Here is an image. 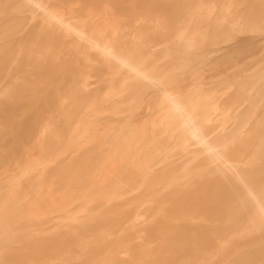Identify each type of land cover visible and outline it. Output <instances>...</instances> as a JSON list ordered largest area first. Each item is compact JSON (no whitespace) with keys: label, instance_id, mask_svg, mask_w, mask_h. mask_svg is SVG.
<instances>
[{"label":"bare ground","instance_id":"bare-ground-1","mask_svg":"<svg viewBox=\"0 0 264 264\" xmlns=\"http://www.w3.org/2000/svg\"><path fill=\"white\" fill-rule=\"evenodd\" d=\"M14 24L22 26L9 30ZM216 34L221 35L217 43L204 45ZM6 55L0 64L1 71L6 68L0 79V116L8 114L6 124L0 123V264H93L100 248L89 247L90 236L113 229L119 212L91 219H84V213L91 217L95 209L111 210L110 202L127 194L122 183L136 180L124 178L133 169H121L122 162L148 164L138 158L151 147V155H179L188 143L206 159H223L212 160L207 169H200L202 164L182 169L183 160L173 168L167 163L151 167L152 182L191 185L154 192L142 188L136 195L157 199L170 190L181 193L187 199L183 205L204 217L190 218L188 224L177 217L181 223L166 225L140 216L134 225L126 222L131 233L124 235L123 225L120 235L161 238L174 247L154 251L162 257L141 250L139 258H113V252L112 259L106 258L142 264H264V0H0V60ZM214 79L223 83L214 87L222 91L208 97L204 90ZM152 98L157 106H150ZM230 99H246L250 105L226 132L224 113L238 109L224 104ZM186 100L184 108L169 106ZM28 110L36 116L16 120ZM140 117L147 120L140 122ZM58 118L66 122L64 128L60 124V138ZM154 126L169 133L168 127L175 135L172 146L163 148L165 140L160 147L149 142L159 138L149 134ZM74 161L89 173L80 180L98 184L96 196L103 202L95 207L72 200L76 208H60L76 193ZM171 171L175 175L166 180ZM247 179L254 180L251 186ZM161 204L167 202H145L148 209ZM60 213L81 214L68 219ZM140 230L147 234L132 232ZM196 231L205 236L200 238L204 243L197 242ZM184 254L196 256L184 263Z\"/></svg>","mask_w":264,"mask_h":264},{"label":"rangeland","instance_id":"rangeland-1","mask_svg":"<svg viewBox=\"0 0 264 264\" xmlns=\"http://www.w3.org/2000/svg\"><path fill=\"white\" fill-rule=\"evenodd\" d=\"M13 26H14V28H15V30H16V28H17V26L20 28V26H22V25H17V24H14V25H12L11 27H9V30H11L12 28H13ZM11 28V29H10ZM13 28V29H14ZM216 36H218V37H216ZM220 34H216L215 35V37L214 38H212V37H210V39H209V37H208V42L207 43H204V45H210V44H215V43H217V41L219 40L218 38H220ZM214 39V41H212ZM216 39V40H215ZM12 40H13V42H15L16 43V39H15V37H13L12 38ZM211 42V43H210ZM6 57H8L7 55L6 56H3V59H1L0 60V64L1 63H4V62H6ZM135 58H136V56H134ZM135 58H133L132 60L134 61L135 60ZM5 59V60H4ZM5 68V67H4ZM6 68H5V70L4 69H2V71L0 70V79H3V77H5V75H6ZM243 72H244V69H243ZM242 72V73H243ZM246 72H244L243 74H245ZM246 75H247V73H246ZM214 83L213 84H211V86H208V87H204L205 88V92H206V96H211V95H216L215 93L217 92V95H220V93L219 92H221L220 91V89L218 90L217 88H214V87H218L219 88V86H221V84H223V83H221V82H218V79H214V80H212ZM216 81V82H215ZM264 81H262V83H263ZM214 85V86H213ZM213 86V87H212ZM211 87L214 89H211ZM221 88V87H220ZM217 89V90H216ZM207 90H209V92L207 91ZM226 90H229V89H226ZM219 93V94H218ZM250 97V93H249V96L247 97V98H249ZM240 98L242 99V96L240 95ZM241 99H238L237 101L239 102V103H237V101L235 100L234 101V103H233V100L232 99H230L228 102L227 101H225L226 103H224V104H227V105H236V107L238 108V109H231V112H225L224 113V116L225 117H222L223 118V120H226V121H224L223 123V126L222 127H226V129H225V131L226 132H228L229 130H231V129H234L236 126H237V122L236 121H233V120H236L237 119V117H239L240 116V114H242V113H244L245 112V110L248 108V106L250 105V101L249 100H247V101H241ZM231 100H232V102H231ZM240 100V101H239ZM156 100L154 99V98H152L151 99V101H150V106H157V102H155ZM215 101H213L212 103H210V104H213ZM218 103V102H217ZM232 103V104H231ZM160 105L162 104V103H159ZM174 106H173V105ZM185 104V105H184ZM187 104H189V102L186 100V101H177V102H175V101H173L172 103H170L169 104V106L171 107V106H173L174 108H176V109H181V108H184V107H186L187 106ZM184 107H183V106ZM235 105L233 106V108H236L235 107ZM241 105V106H240ZM178 107V108H177ZM43 109V108H42ZM41 109V110H42ZM44 109H47V108H44ZM43 109V110H44ZM187 109V108H186ZM40 110V111H41ZM35 110H28L27 112L26 111H22V113H20L21 115H17V117H19V119L17 118L16 120H20V118L21 119H23V117H25L24 115L26 114V117H32V114H35V116H36V112H34ZM44 111H46V110H44ZM227 113V114H226ZM229 113V114H228ZM15 114H16V112H15ZM23 114V115H22ZM235 114H236V116H235ZM30 115V116H29ZM231 115V116H230ZM235 116V117H234ZM2 117H4V118H2ZM7 117V118H6ZM228 117V118H227ZM0 123H5L6 124V122L8 121V114L7 113H4V114H1V116H0ZM57 118V117H56ZM222 118H221V122H222ZM226 118V119H225ZM140 119H141V121H143V120H147V119H144V118H139V121H140ZM158 120V118H148V120H151V121H153V120ZM58 120L60 121V122H58ZM58 120H56L57 122H58V125H60L61 124V122L63 123V124H61L62 125V127L64 128L65 126H64V122H63V120H60L59 118H58ZM6 121V122H5ZM137 121H138V118H137ZM140 121V122H141ZM232 121H233V123H232ZM66 123V122H65ZM8 124H9V122H8ZM229 124H231V125H229ZM61 125L59 126L60 128H58L59 129V135H58V138H60V136L62 137V131H63V128L61 127ZM227 125H229V126H227ZM32 126V128L34 127V125H31ZM31 126H29V128H31ZM151 126V125H150ZM229 127V128H228ZM28 128V127H27ZM31 128V129H32ZM62 128V130L60 131V129ZM157 132V133H155V131ZM164 129H166L167 131H169V133L168 132H165V131H158L157 130V127L156 126H154V127H152V130L150 131L151 133H149L150 135H152L153 136V134H154V137H156V138H158V139H156V142L153 140V141H149V142H152V144L153 143H156L157 145H159V147H160V144H162L163 142L162 141H164L165 140V144L163 143L161 146L164 148H168L173 142V140H174V138L173 137H175V135L173 134V133H171V131L168 129V127L166 126V127H164ZM171 133V134H170ZM169 134V135H168ZM173 134V135H172ZM156 135V136H155ZM159 135V136H158ZM164 135V136H163ZM168 135V136H167ZM162 136V137H161ZM165 136H167V138L166 139H164V137ZM230 136V135H229ZM161 137V138H160ZM169 137V138H168ZM173 138V139H172ZM159 140V141H158ZM167 140H169V141H167ZM171 141V142H170ZM159 142H162V143H159ZM168 144H167V143ZM145 143V142H144ZM146 143H148V142H146ZM164 145H166V146H168V147H166V146H164ZM172 146V145H171ZM161 147V148H162ZM194 147H192V145L191 144H189L188 143V147L184 150V151H182V153L181 152H179V155H178V152H174L175 153V155H174V153H172V154H170V152H168V153H165V152H161V153H156V155L153 153L152 155L149 153V151H151V149H152V147L150 148V150H148L146 153H144L145 155H146V157L148 158H146L144 155H142V157L143 158H141V155H139V157H140V159L138 158V160L139 161H142V159H144V160H148V164L146 163V164H140V165H129V166H127L126 165V163L124 162H122V164H121V166H122V168L121 169H126L127 171H130L131 169H133L131 172H130V175H129V173H124V178L126 179H128V178H131V179H133V178H135V180L136 181H134L133 183H127L128 185H126L125 186V183H122V186H124L125 188H124V191L127 193L124 197H121V198H119V199H117V200H113V201H111L110 202V209L112 210H109L108 209V211H103V209L102 208H99V209H95L94 211H91V217H90V213L88 214V212H86V213H84V215H85V217H84V219H91V218H98V217H108L107 216V214H109V217H112L111 215L113 214V216H116L115 214H117L118 212H119V214L116 216V217H113V218H117L118 217V223L117 222H115V224H114V222L112 223V224H114V228L113 229H110L111 227H109V229H104V230H99V231H95V232H93V235L92 236H90L91 237V241L93 242V241H95V242H90L91 244H89V247L90 248H93V249H95V248H100L99 250V254L100 255H104L105 254V256H102V259H101V256L97 253L96 255H98V256H93V261L95 262H93V264H96L97 262H99L100 264H102V263H104V264H106V262L110 259V256H111V259H112V256H113V253H114V257L113 258H115V257H128V258H139L140 256H141V254L139 255V253H140V251L141 250H148V251H150L151 252V255L153 254V256L154 257H162V256H164V253H155L154 254V251L156 252V251H167V250H170V249H172L174 246L173 245H167V243H165L161 238H148L147 236L146 237H137V238H133V239H129V238H127L126 239V237L125 236H123V235H120L121 233V231H122V229H124V226L123 225H125V229L123 230V231H125L124 232V235L126 234V233H128V232H130L129 230H127L126 231V229L128 228V223H132V225H134V224H136V222L138 223V221H140L139 219H142L144 216V218L143 219H149L150 218V216H151V220H155L156 222H157V224H159V223H161V224H166V225H171V224H173V222H174V224H176V223H178L179 221V219L181 220V222L182 223H184V224H188V223H191L194 219H196V217L197 218H203L204 216H203V213L202 212H198L197 211V214L196 213H192L190 210L192 209L191 207H185L186 205L184 204L183 205V203H185L184 201L185 200H187L186 199V197H185V195L184 194H179V193H176V192H172L171 190L169 191V192H171V194H173V195H175V197H173V195H169L170 193L169 192H167V193H164L163 195H161V196H157V199L156 198H146V197H144V196H137L138 195V193H140V192H142V188H144V190L143 191H146V192H151V191H159V190H161V188H167V187H177L178 186V188H183V187H189V185H191V184H189V183H187V184H185V183H183L182 182V184H181V182H179V183H171V182H166V181H160V182H157V181H151V180H149V179H152L153 178V176H154V174H153V172L151 171V167L152 168H154V166H155V169H157L158 167L160 168H162V166L165 164V163H167V164H169L172 168L173 167H175L176 166V164H179V162H180V164H182L183 162L185 163V164H183V166H179V167H183L182 169H186V168H190V166H192L193 168L194 167H200L201 166V164H202V167H200V169H207V168H211L212 167V165H214L213 163H215L214 161H216V160H221V159H223V157H216L215 158V156H213V157H210V158H207L208 160L210 159V162L208 163L207 162V159H206V157H203L204 155L203 154H201V153H203V152H201L200 150H195V149H193ZM177 153V154H176ZM148 154V155H147ZM170 154V155H169ZM194 154H200V155H198V156H196V157H192ZM149 155H151V157L149 156ZM191 156V157H190ZM138 157V156H137ZM171 157V158H170ZM188 157H190V158H188ZM168 158V159H167ZM186 158V159H185ZM205 158V159H204ZM221 158V159H220ZM225 158V157H224ZM187 159H189L188 161H187ZM204 159V160H203ZM182 160H183V162H182ZM212 160H213V163H212ZM196 161V162H195ZM79 162V161H78ZM205 164H204V163ZM208 164H207V163ZM195 163V164H194ZM198 163V164H197ZM200 163V164H199ZM207 164V165H206ZM75 165V166H74ZM174 165V166H173ZM198 165V166H197ZM72 166H74V170H72L73 172H75V173H73V175L72 176H76V175H74V174H77V176L74 178V180H76L77 181V183H76V186L75 187H77L76 188V190H74L76 193H74L75 195H73V196H71V198L68 200V203H65V204H62V205H60V208L61 209H65V210H70V209H73V207H77L75 204H70L71 202H72V200H74V201H76V202H82V201H84V202H88V203H92V204H89V205H87V207H89V206H93V207H95L96 206V204L97 203H101V202H103L101 199H99L97 196H96V194H97V191H98V184H95V183H93L92 181H83V180H80V179H82V178H84V177H87L88 175H89V173L86 171V173H85V171L84 170H82L81 171V169L82 168H80V167H76V164H75V161L73 162V164H72ZM97 166H99V165H97ZM209 166H211V167H209ZM77 170V171H76ZM78 170H79V172H78ZM79 174H80V176H79ZM82 174V175H81ZM153 174V175H152ZM149 175H152V176H150L149 177ZM165 176L163 177L164 178V180H165V178H166V176H167V174H164ZM171 175V178L175 175L174 174V171H171L170 173H169V175L167 176V179L166 180H168V178H169V176ZM81 177V178H80ZM145 179V180H144ZM144 180V181H143ZM148 180V181H147ZM221 180V179H220ZM220 180H218V181H215V182H220ZM247 180H248V182H250V183H248L247 182ZM247 180H245V183H247V185L249 186H251V181L253 180H251L250 181V179H247ZM75 181V182H76ZM79 181H81L80 183H79ZM146 181H147V183H146ZM254 181V180H253ZM83 182V183H82ZM152 182V183H151ZM144 183H146V184H144ZM255 183V182H254ZM88 185V186H86V185ZM148 184H150V185H148ZM152 184H154V185H152ZM156 184V185H155ZM181 184V185H180ZM197 183H192V185H196ZM253 184V183H252ZM144 185H146V186H144ZM177 185V186H176ZM183 185V186H182ZM74 187V188H75ZM82 188V189H81ZM148 189V190H147ZM78 191V192H77ZM86 191H89L88 192V196H85L84 195V193L86 192ZM166 191H168V190H166ZM136 193H137V195H136ZM169 193V194H168ZM175 193V194H174ZM133 195H135L134 197H133ZM178 195V196H177ZM181 195H182V202H181ZM171 196V197H170ZM212 196V195H211ZM210 196V197H211ZM87 197V198H86ZM129 197H133L132 198V200H131V198H129ZM160 197V198H159ZM178 197H179V199H178ZM185 197V198H184ZM209 196H207L205 199H207ZM125 198H127V199H129V201L128 200H126ZM136 198V199H135ZM162 198V199H161ZM203 199H204V197H202ZM122 199H123V201L126 203H124L123 201H122ZM126 201H125V200ZM135 199V200H134ZM158 200V201H165V202H167V206L164 204H161V205H158V206H156L157 208H149L148 209V205H146L145 206V202H148V201H154V200ZM168 200H169V202H168ZM176 200V201H175ZM116 201V202H115ZM120 201V202H119ZM122 201V202H121ZM175 202H177V204L179 205V207H178V205L175 203ZM94 203V204H93ZM111 203L114 205V206H111ZM117 203V204H116ZM119 203V204H118ZM121 203H124V204H121ZM135 203H136V205H135ZM139 205H138V204ZM141 203H143V205H141ZM171 203V204H170ZM115 204L117 205V207H118V209H117V207L115 206ZM180 204H181V206H180ZM120 205H121V207H120ZM124 207H123V206ZM135 206V208H134V206ZM138 205V208H136V206ZM140 205H141V208L142 209H140ZM177 205V206H176ZM172 206L174 207V208H172ZM175 206H176V208L178 209V210H182V212H180L179 213V211L175 208ZM114 207H116V208H114ZM123 207V208H122ZM133 209H132V208ZM147 207V208H146ZM169 207V208H168ZM181 207H182V209H181ZM113 208V209H112ZM127 208H130V210L129 211H127ZM145 208H146V211H147V213L145 212ZM185 208H187V209H185ZM125 210L124 212H123V214H122V211L121 210ZM137 209V210H136ZM171 209H173L172 211H174L173 213H171L172 211H170L169 212V210H171ZM117 210V211H116ZM121 212H120V211ZM142 210V211H141ZM153 210H155V211H153ZM160 210V211H159ZM178 211V212H176V211ZM183 210H186V213H185V211H183ZM100 211V212H99ZM102 211H103V213H102ZM131 211V212H130ZM140 211V212H139ZM143 211L145 212V213H143ZM188 211V212H187ZM107 212V213H106ZM114 212H116V213H114ZM127 212V213H126ZM135 212H137V213H143V214H136L135 215ZM155 212V213H154ZM161 212V213H160ZM164 212V213H163ZM168 212V213H167ZM96 213H98V215L96 214ZM129 213H131V215L129 214ZM151 213V214H150ZM170 213V214H169ZM176 214V216H175V214ZM185 213V214H184ZM37 214V213H36ZM36 214H32L31 216L33 217H36ZM81 213H60L58 216L59 217H61V218H68V219H74V218H77V217H80L79 215H80ZM87 214H88V216H87ZM102 214V215H101ZM150 214V215H149ZM156 214V215H155ZM187 214V215H186ZM191 214H193V215H191ZM83 215V216H84ZM94 215V216H93ZM104 215V216H103ZM106 215V216H105ZM121 215V216H120ZM165 215V216H164ZM173 215H174V217H173ZM128 216V217H127ZM142 218H141V217ZM154 216H156V217H154ZM169 218H168V217ZM181 216V217H180ZM189 218H188V217ZM191 216V217H190ZM87 217V218H86ZM135 217V218H134ZM167 217V219L165 220V218ZM171 217V218H170ZM177 217L179 218L178 220H177ZM187 217V218H186ZM193 217V218H192ZM131 218H132V220L134 219V221H131ZM186 218V220H184V219ZM191 218V222H190V219ZM130 219V220H129ZM137 219V220H136ZM160 219V220H159ZM188 219V220H187ZM129 220V221H128ZM170 220H171V222H170ZM184 220V221H183ZM125 221V222H124ZM176 221H178V222H176ZM188 221V222H187ZM67 222H72L71 220H67ZM121 222V223H120ZM126 222H128V223H126ZM181 222H179V223H181ZM187 222V223H186ZM81 223V222H80ZM123 223H125V224H123ZM134 223V224H133ZM78 224H79V222H78ZM131 225V224H130ZM129 225V226H130ZM41 231H43V232H45V233H58V231H47V229H43V230H41ZM115 231V232H114ZM123 231H122V234H123ZM118 232V233H117ZM133 233H135V234H147V231L145 232V231H143V230H140V231H132ZM164 232H166V233H168L169 234V232L170 233H177V232H181V233H187V234H189L190 233V231H188V230H183V231H177L176 232V230H166V231H164ZM196 232H198V231H196ZM108 233H109V235H111V233H112V235L111 236H109L108 235ZM131 233V232H130ZM132 233V234H133ZM199 233L200 232H198V234H197V237L196 238H198L197 239V242H200L201 244L202 243H204L203 242V240L204 239H206V238H204L203 236H199L198 237V235H199ZM204 233V232H203ZM115 234V235H114ZM201 234V233H200ZM117 235V237H115ZM119 235H120V239L118 238L119 237ZM94 236V237H93ZM114 236V237H113ZM113 237V238H112ZM201 237H203L204 239L202 240V239H200ZM96 238V239H95ZM109 238H110V240H109ZM119 240H118V239ZM94 239V240H93ZM122 239V240H121ZM129 239V240H128ZM141 239V240H140ZM108 240V241H107ZM114 240H116V241H114ZM124 240H125V242H127L128 241V243H126L125 244V242H124ZM133 240L135 241V243L136 244H133L134 242H133ZM199 240V241H198ZM104 241V242H103ZM130 241V242H129ZM124 242V243H123ZM133 242V243H132ZM141 242V243H140ZM155 242V243H154ZM163 242V243H162ZM131 243V244H130ZM148 243V244H147ZM154 244V246H151V245H153ZM115 246H114V245ZM151 244V245H150ZM155 244H156V246H155ZM91 245V246H90ZM120 245H122V247H120ZM124 245H126L125 247H124ZM127 245H128V247H127ZM131 245V246H130ZM109 246H111V247H109ZM130 246V247H129ZM205 246V245H204ZM67 246H63V248H66ZM89 247H87V248H89ZM95 247V248H94ZM124 247V248H123ZM139 247V248H138ZM170 247H172V248H170ZM115 249V251H113ZM116 249H120L119 251L118 250H116ZM122 249V250H121ZM130 249V250H129ZM86 250V249H85ZM130 251V252H128V251ZM137 250V251H136ZM104 253H103V252ZM127 251V252H126ZM102 252V253H101ZM113 252V253H112ZM118 252V253H117ZM123 252V253H122ZM82 253H84V252H82ZM126 254V256H124L125 254ZM110 254V255H109ZM118 254V255H117ZM120 254V255H119ZM128 254V255H127ZM84 255V254H83ZM123 255V256H122ZM194 255V256H193ZM100 256V257H99ZM108 256V258L109 259H107L106 257ZM188 254H184V255H182V257H184V258H187V260L188 259H190L191 260V258H194L196 255L195 254H191V255H189L188 257ZM193 256V257H192ZM104 257H105V260H104ZM197 257H198V255H197ZM101 259L100 261H97L98 259ZM96 260V261H95ZM190 260H188V261H184V263H186V262H190ZM88 261V260H87ZM86 260H82L81 261V263H77V264H89L88 262H90V261H88L87 262ZM104 261H106V262H104ZM92 262V261H91ZM90 262V264H92ZM193 261L191 260V263H187V264H196L195 262H193ZM99 263H97V264H99ZM142 264V263H140V262H122V263H119V262H110V261H108L107 262V264ZM183 263V262H182ZM181 263V264H182ZM143 264H151V262L150 263H143ZM152 264H170V263H162V262H159V263H156V262H153ZM172 264V263H171ZM174 264V263H173ZM175 264H177V263H175ZM178 264H179V262H178Z\"/></svg>","mask_w":264,"mask_h":264}]
</instances>
